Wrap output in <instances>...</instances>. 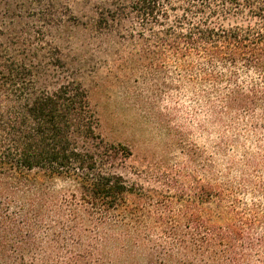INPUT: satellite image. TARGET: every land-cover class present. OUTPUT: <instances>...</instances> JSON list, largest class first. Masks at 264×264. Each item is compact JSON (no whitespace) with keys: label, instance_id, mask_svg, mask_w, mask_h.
Instances as JSON below:
<instances>
[{"label":"trees","instance_id":"16d2710c","mask_svg":"<svg viewBox=\"0 0 264 264\" xmlns=\"http://www.w3.org/2000/svg\"><path fill=\"white\" fill-rule=\"evenodd\" d=\"M1 2L0 264H54L65 249L91 264L141 253L160 264H264V0ZM16 17L32 21L21 29ZM69 21L98 35L129 23L154 69L223 129L222 169L208 159L201 178H165L157 206H142L120 172L131 152L101 137L83 84L46 81L59 65H42L50 51L37 36Z\"/></svg>","mask_w":264,"mask_h":264},{"label":"rangeland","instance_id":"374dc122","mask_svg":"<svg viewBox=\"0 0 264 264\" xmlns=\"http://www.w3.org/2000/svg\"><path fill=\"white\" fill-rule=\"evenodd\" d=\"M79 7L72 4L74 13L78 14ZM6 9L7 5L1 2L0 19ZM15 21L23 29L32 20L16 17ZM73 23L66 22L60 29L37 36L47 42L50 51L42 65L47 70L52 65L60 66L50 75L47 72L46 81L55 86L67 78L83 84L99 119L101 137L108 143L124 145L131 152L120 172L130 185L141 188L142 206H157L161 201L160 181L165 178L180 177L186 182L201 178L208 159L216 172L222 169L224 162L216 145L223 129L208 125L200 98L177 92L168 71L154 69V53L142 49L135 34L130 36L129 23L114 35L77 29ZM58 58L63 64L57 62ZM239 134L245 138L247 132L241 129ZM54 264L91 263L65 249ZM128 264L160 262L141 253Z\"/></svg>","mask_w":264,"mask_h":264}]
</instances>
